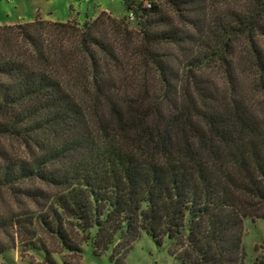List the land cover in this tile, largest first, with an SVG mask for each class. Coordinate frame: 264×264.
<instances>
[{
  "label": "trees",
  "instance_id": "1",
  "mask_svg": "<svg viewBox=\"0 0 264 264\" xmlns=\"http://www.w3.org/2000/svg\"><path fill=\"white\" fill-rule=\"evenodd\" d=\"M124 4L0 25V189L42 209L0 230L39 223L115 264L144 233L180 264H245V220L264 219V0Z\"/></svg>",
  "mask_w": 264,
  "mask_h": 264
},
{
  "label": "rangeland",
  "instance_id": "2",
  "mask_svg": "<svg viewBox=\"0 0 264 264\" xmlns=\"http://www.w3.org/2000/svg\"><path fill=\"white\" fill-rule=\"evenodd\" d=\"M125 0H0V25H16L32 22L34 19L49 21H72L80 26L93 21L101 12L122 19L128 17ZM136 5L141 1L129 0ZM160 1V0H152ZM210 1V0H209ZM130 16V13H129ZM131 27L137 20L129 18ZM53 38V35L51 36ZM53 41V40H51ZM13 154H20L22 148L16 142H9ZM17 202L10 191L0 189V214H20L26 207L41 212L29 201ZM28 229L8 227L0 230V264H115L111 259V250L96 255L91 242L82 245V252L70 251L54 234L39 223L28 225ZM69 235L73 243L82 242L81 237L70 228ZM245 264H264V219L248 218L244 225ZM126 264H180L168 251V244L159 246L147 234H143L130 250Z\"/></svg>",
  "mask_w": 264,
  "mask_h": 264
},
{
  "label": "built area",
  "instance_id": "3",
  "mask_svg": "<svg viewBox=\"0 0 264 264\" xmlns=\"http://www.w3.org/2000/svg\"><path fill=\"white\" fill-rule=\"evenodd\" d=\"M130 17L133 18L134 17V14L133 13H130Z\"/></svg>",
  "mask_w": 264,
  "mask_h": 264
}]
</instances>
